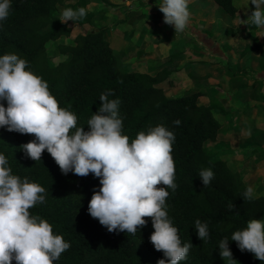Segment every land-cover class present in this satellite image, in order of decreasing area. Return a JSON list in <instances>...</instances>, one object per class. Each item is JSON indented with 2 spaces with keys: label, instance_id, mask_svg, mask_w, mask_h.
Here are the masks:
<instances>
[{
  "label": "trees",
  "instance_id": "1",
  "mask_svg": "<svg viewBox=\"0 0 264 264\" xmlns=\"http://www.w3.org/2000/svg\"><path fill=\"white\" fill-rule=\"evenodd\" d=\"M91 1L11 0L10 15L6 21L0 22V56L11 53L25 59L28 62L26 70L48 83L59 106L73 112L78 118L77 126L84 127L85 131H88L87 121L100 107V95L111 90L114 95L109 99L120 101L122 134L129 137L130 143L139 132L147 133L159 125L174 132L172 156L177 188L175 191L168 189L167 211L173 226L179 229L182 242L193 245L187 260L180 264H226L218 248L225 237L229 238V248L238 264H264L253 254L242 253L236 242L230 240L232 233L243 230L251 219L264 220V197L253 196L251 201L245 200L246 188L238 186L236 175L226 163L211 160L205 153L203 143L216 139L220 125L215 121L211 107L198 105V98L203 93L198 91L165 98L160 84L167 80L168 71L162 70L154 77L141 75L135 70L122 73L105 39L106 29L72 36L68 24H62L54 15L58 7L74 10L85 7L86 17L69 23L88 25L95 17L88 10ZM212 1L230 18L238 14L233 0ZM246 27L251 30L255 26ZM251 32L248 31L247 37ZM61 37L71 41L60 46V51L68 55L69 60L51 66L46 46ZM260 50L261 44L254 39L251 44H246L241 55ZM263 60L261 70L264 69ZM229 75L235 82L236 75ZM167 82L169 86L173 85L171 80ZM244 89L247 87H239L235 96H241L243 91H240ZM258 99L264 102L263 95ZM4 106H7L6 102ZM219 112L225 114L222 109ZM177 120L179 126L173 123ZM34 139L32 135L10 133L0 128V154L8 159L13 175L21 179L27 177L29 182L46 189L45 202L29 211L50 223L53 234L62 235L71 245L53 264H157L158 260L164 259L163 253L157 252L150 243L154 231L151 218H145L147 226L138 229L134 236L126 232L109 233L88 214L92 195L101 186L99 179L91 173L87 177L72 172L62 174L47 150L41 161L27 158L20 146ZM208 168L212 169L215 178L205 187L198 174ZM229 204L234 205L231 211ZM197 219L208 224L207 242L198 239ZM165 264H168L167 260Z\"/></svg>",
  "mask_w": 264,
  "mask_h": 264
},
{
  "label": "clouds",
  "instance_id": "2",
  "mask_svg": "<svg viewBox=\"0 0 264 264\" xmlns=\"http://www.w3.org/2000/svg\"><path fill=\"white\" fill-rule=\"evenodd\" d=\"M250 4L254 10L239 24L264 31V0H250ZM11 8V0H0V22L8 19ZM158 8L163 22L173 26L175 34L189 26V0H162ZM86 15L85 7L66 8L59 21L66 24ZM27 67L28 62L16 54L0 56V128L35 137L20 146L27 158L41 161L47 150L62 174L87 177L91 173L98 178L101 186L92 195L88 214L109 233L134 236L147 226L145 218H151L154 231L150 243L164 255L157 264L187 260L193 245L182 242L166 205L168 189L177 188L172 156L174 132L159 125L147 133L139 132L130 143L129 137L122 134L120 101L109 99L114 95L111 90L100 95V107L87 121L85 131L77 126L73 112L59 106L48 83ZM173 123L180 125L178 120ZM8 163L0 154V264H53L71 245L62 235L53 234L50 223L29 211L45 202L46 189L27 177L13 175ZM198 175L205 187L215 178L211 168L200 170ZM253 192L249 186L243 198L251 201ZM228 208L231 211L234 205ZM195 230L198 239L208 241L207 223L197 219ZM230 240L242 253L247 251L264 262V220L251 219L243 230L233 232ZM218 248L226 264H238L229 248V238H223Z\"/></svg>",
  "mask_w": 264,
  "mask_h": 264
},
{
  "label": "rangeland",
  "instance_id": "3",
  "mask_svg": "<svg viewBox=\"0 0 264 264\" xmlns=\"http://www.w3.org/2000/svg\"><path fill=\"white\" fill-rule=\"evenodd\" d=\"M160 3L162 0H92L88 10L93 12L95 17L90 24L76 26L69 21L67 24L72 36L100 28L106 29L105 39L109 42L122 73L135 70L141 75L152 77L167 68H175L171 76L175 77L173 81L176 85L172 82L173 85L169 86L168 79H165L160 84L163 87V96L169 98L202 92L198 105L211 107L213 117L220 125L216 139L203 143L205 153L211 160L224 161L236 175L240 188L247 189L251 186L254 189L253 196L264 197V138L258 133L248 136L249 131L251 133L254 129L257 130L260 124L264 125V106L253 107L252 100H245L246 104L243 105H234L233 93L236 91H232L229 75L231 72L235 73V81L245 82L247 85L252 84L251 78H255L257 74L264 76V69L257 68L258 60L264 59L262 53L248 51L244 57L240 56L245 43L251 44L254 39L264 47V31L256 27L250 30L246 25L239 24L240 19H247L251 14L248 13L247 7H244L245 4L251 7L250 0H233L234 5L241 8V14L238 13L235 19H230L212 0H189L190 23L186 30L179 34H175L173 26L163 22V13L158 8ZM203 9L208 11L207 16L216 19V24H209V20L200 22L199 16ZM63 10V7H58L54 14L58 21ZM230 30L234 31V38L225 34ZM248 31H252L249 37ZM70 42V39L61 37L47 44L46 56L51 66L69 60V56L60 51V46ZM181 57L182 60L186 59L183 66H179ZM194 59H197V63H203L202 75L210 73L207 80L199 81L196 67L200 64L193 62ZM188 71L193 72L192 77L188 75ZM209 87L218 88V91L224 93L223 103L220 98L210 97L211 94L206 96ZM255 88L257 92L260 88L264 91L262 82ZM251 90L250 88L242 91L250 94ZM223 104L236 111L229 115L214 112L216 108H224ZM242 112L245 118H242ZM235 124H239L244 130L239 128L233 135L231 127ZM231 137L236 144L230 143Z\"/></svg>",
  "mask_w": 264,
  "mask_h": 264
},
{
  "label": "crops",
  "instance_id": "4",
  "mask_svg": "<svg viewBox=\"0 0 264 264\" xmlns=\"http://www.w3.org/2000/svg\"><path fill=\"white\" fill-rule=\"evenodd\" d=\"M213 2V1H212ZM242 2H245V0H242ZM251 7H249L248 6V4H245L244 5V7H247V11H248V13H251V11H253L254 9H252V5H250ZM237 7V6H236ZM243 7V6H242ZM238 8V10L240 11V7H237ZM207 10L206 9H203V10H201V12H200V16H199V19H200V22H201V20H205V22L206 21H208L209 20V24H211V25H213V24H216L217 23V21H216V19L214 18V17H209V16H207L208 14V11L206 12ZM238 11V13L239 14H241L240 12ZM210 14V13H209ZM236 16H238V14L236 15ZM236 18V17H235ZM235 18H233V19H235ZM230 19H232V18H230ZM229 33H231V34H229ZM248 33V32H247ZM226 35H228V36H230V38H234L235 37V33H234V31H232V30H230V31H228V32H226L225 33ZM246 44L247 43H245V45H244V48H245V46H246ZM224 46V44L222 45V47ZM225 48L226 49H229V47L228 46H225ZM243 51V50H242ZM250 52H252V51H250ZM242 53V52H241ZM241 53H240V56L241 57H244L246 54H247V52L244 54V55H241ZM252 53H262V56H264V47L262 48L261 47V50L260 51H256V52H252ZM171 58V57H170ZM182 58L183 57H181L180 59H181V61H180V64H179V66H183L184 64H185V61H186V59H183L182 60ZM262 58H264V57H262ZM261 58V59H262ZM191 60V59H190ZM193 62H195V63H197V59H194L193 60ZM260 62H261V60H258V62H257V68L258 69H260L261 70V68H260ZM198 64H200L199 66H197L196 67V70L199 72V81H202V80H207L209 77H210V73L208 72V73H205L204 75H202V72L203 71H201V69H202V66H203V63H197V65ZM263 64H264V62H263ZM174 69L175 68H167L166 69V71H168L169 72V75H168V78L167 79H169V80H171L173 83H175V85H176V82H174L173 80H174V78L175 77H173V76H171L172 75V73H173V71H174ZM257 70V69H256ZM243 72H245V71H243ZM231 73H233V72H231ZM193 74V72L192 71H188V75L189 76H193L192 75ZM235 74V73H234ZM236 75V74H235ZM152 77H154V76H152ZM236 78H237V76H236ZM251 80H252V84L251 85H247L245 82H242V83H240V82H234V81H231V83H232V91L233 90H235L236 92H237V90H238V88L239 87H248L247 89H250V87L252 86V85H255V86H257L258 84L260 85L261 84V82L263 83V86H264V76H259L258 74L256 75V77L254 78H251ZM194 81H197V80H194ZM257 82H259L258 84H257ZM255 86L253 87V88H251L252 90H251V93L250 94H247L246 92L244 93H242V90L240 91L242 94H241V96H235V93H233V97H234V100H233V103H234V105L235 104H239V105H243V104H246V103H244V102H246L245 100H249V101H253L254 102V105H253V107H262V106H264V102H261L258 98H259V95H263L264 96V91L262 92L261 91V89L262 88H260L259 90H258V92L259 93H261V94H259L258 92H257V90H256V88H255ZM218 89V88H217ZM216 88L214 89V88H212V87H209L208 88V90H207V92H206V96H208V95H210V97H216V98H220V101L223 103V101L225 100V98H224V93H222L221 91H218ZM263 90V89H262ZM232 93V92H231ZM259 94V95H258ZM232 104V103H231ZM230 104V105H231ZM224 105V104H223ZM229 105V104H228ZM227 105V106H228ZM229 105V106H230ZM220 109H222V110H224V112H225V114L224 115H229L230 113H233V112H235L236 111V109L234 110V109H229V107H226L225 105H224V108H222V107H220V108H216V109H214V112H216L217 114H220V112H219V110ZM213 111V110H212ZM223 115V114H222ZM241 115H242V118H245V116L243 115V112L241 113ZM263 119H264V111H263ZM239 128H242V130H244V128L242 127V126H239V124H235V125H232V127H231V129H232V134L234 135V132L235 131H237ZM257 131V132H256ZM255 133H258L259 135L261 134V136L264 138V125L263 124H260V126H258V128H257V130L256 129H254V131L253 132H251L250 133V135H248V136H253V134H255ZM263 134V135H262ZM232 135V136H233ZM256 135V134H255ZM255 138V137H254ZM231 141H230V143L231 144H236V141L234 140V138L233 137H231V139H230ZM255 143H257V144H260V142L258 143V141H254ZM261 196V195H260Z\"/></svg>",
  "mask_w": 264,
  "mask_h": 264
}]
</instances>
